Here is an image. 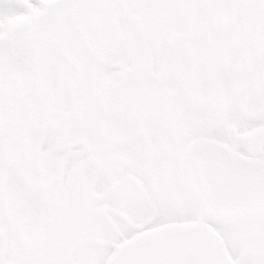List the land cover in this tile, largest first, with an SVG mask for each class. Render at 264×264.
Here are the masks:
<instances>
[{
    "label": "snow or ice",
    "instance_id": "obj_1",
    "mask_svg": "<svg viewBox=\"0 0 264 264\" xmlns=\"http://www.w3.org/2000/svg\"><path fill=\"white\" fill-rule=\"evenodd\" d=\"M0 264H264V0H0Z\"/></svg>",
    "mask_w": 264,
    "mask_h": 264
}]
</instances>
